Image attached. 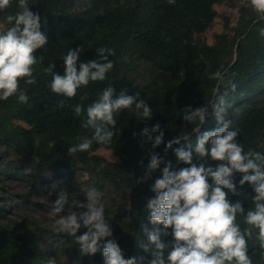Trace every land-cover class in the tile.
Masks as SVG:
<instances>
[{
  "label": "trees",
  "instance_id": "1",
  "mask_svg": "<svg viewBox=\"0 0 264 264\" xmlns=\"http://www.w3.org/2000/svg\"><path fill=\"white\" fill-rule=\"evenodd\" d=\"M235 1L231 6L237 3V24L231 27L226 18L222 32L207 44L197 38L210 28L216 16L214 7L223 0H175L171 5L168 0H29V9L39 14L40 30L48 43L35 53L36 84L21 80L16 95L0 100V147L16 155L15 163L0 168V172L22 176L29 185L28 192L2 200L0 264H103L102 246L94 255L82 254L75 237L57 232L52 224L42 226L25 214L18 220L6 216L15 207L29 203L44 185L65 192L68 199L75 196L79 202L86 199L89 187L102 191L111 238L125 258L143 256L144 264H148L150 253L139 249L141 240L147 242L144 227L167 232L161 236L164 242L171 241V229L151 224L146 209L147 200L155 195L151 186L161 170L152 173L146 182L137 181L145 175L152 151L163 156L165 162L171 161L172 170L187 165L172 149L165 155L164 143L156 149L143 143L141 131L159 123L165 143L183 133L194 145L199 135L194 128L199 127L202 133L216 127L210 106L219 83L211 76L217 71L225 79L219 92L225 95V119L238 132L237 142L245 151L264 154V36L260 35L264 17L250 6H243L246 0ZM20 10L19 0H11V7L0 11V24L5 29L10 27L7 15ZM78 47L81 53L77 68L79 63L98 60L96 49L107 47L115 52L108 57L113 69L104 81L90 82L71 99L52 93L51 73L45 69L54 63V71L62 75L63 56ZM108 86H113L117 94L122 90L130 95L139 93L152 109L151 119L140 120L134 111L122 110L110 145L94 142L86 152L68 153V148L83 137L91 138L93 130L82 127L86 109ZM20 91L28 95L27 103L19 102ZM77 104L85 109L81 116L74 114ZM189 105L209 106L205 124L183 121L182 110ZM101 150L108 151L112 159L99 155ZM197 159L193 154V162ZM209 163L215 167L217 162ZM240 178L241 174L236 173L237 194L230 193L229 199L240 201L247 211L254 208L255 193L248 183L240 186ZM237 222L242 228L246 226L242 216ZM84 231L81 228L76 235ZM248 254L253 264H264V249L255 239L249 241Z\"/></svg>",
  "mask_w": 264,
  "mask_h": 264
},
{
  "label": "clouds",
  "instance_id": "2",
  "mask_svg": "<svg viewBox=\"0 0 264 264\" xmlns=\"http://www.w3.org/2000/svg\"><path fill=\"white\" fill-rule=\"evenodd\" d=\"M168 3L174 4L175 0ZM243 6H250L264 17V0H246ZM9 7L11 0H0V11ZM19 8L15 15L6 17L10 27L5 29L0 24V100L5 101L17 94L21 80L28 85L36 84L35 53L48 43L47 36L40 30L39 14L29 9V0H19ZM260 35L264 36V29ZM96 52L98 60L79 63L77 68L80 49H69L63 56L62 75L54 71V63L49 64L45 71L51 73L52 93L71 99L90 82L104 81L114 67L108 57L115 52L107 47H100ZM211 79L219 82L214 88L215 102L210 106L216 127L202 133L199 127L194 128L199 133L194 145L183 133L165 143L159 123L141 131L143 143H150L152 149L164 143L165 155L172 149L177 159L187 165L172 170L171 161L165 162L163 156L152 151L145 175L137 181L146 182L152 173L161 170L160 177L151 186L155 195L147 200L146 209L151 224L171 229V241L164 242L161 236L167 232L144 227L147 242L141 240L139 249L150 253L152 258L148 264H253L248 254L249 241L255 239L264 249V154L251 149L245 151L237 142L238 132L232 130L231 121L225 119L228 107L225 95L219 92V85L225 83L224 76L217 71ZM18 100L27 103L29 97L20 91ZM122 110L134 111L140 120L152 117V109L139 93L130 95L122 90L117 94L113 86H108L86 109L82 127L93 130L91 138L83 137L68 148V153L86 152L94 142L110 145L116 134L117 115ZM73 111L81 116L85 109L77 104ZM182 111L186 124L201 126L207 122L209 106L193 108L189 105ZM182 140L186 142L183 145ZM173 145L178 147L173 148ZM193 154L198 158L196 162H193ZM209 161L217 162L215 167ZM161 164H164L162 169ZM236 173L241 174L240 186L248 183L253 187V209L246 211L240 201L229 199L230 193L237 194ZM103 196L96 187H89L85 192L86 202L69 201L67 194L61 191L48 214L53 220L52 227L75 237L74 243L82 254L94 255L102 246L103 264H144L143 256L125 258L119 244L111 238L113 233L105 216ZM67 208L71 211L62 215ZM80 209L83 211H78ZM238 216L243 217L245 227L237 222ZM81 228L86 231L77 236Z\"/></svg>",
  "mask_w": 264,
  "mask_h": 264
},
{
  "label": "rangeland",
  "instance_id": "3",
  "mask_svg": "<svg viewBox=\"0 0 264 264\" xmlns=\"http://www.w3.org/2000/svg\"><path fill=\"white\" fill-rule=\"evenodd\" d=\"M231 2H236L235 0H223L222 3L215 5L214 10L216 16L210 28L201 35L198 39L200 42H206L207 44H212L214 42V36L222 32L224 21L227 18L229 20L230 26L233 27L237 24L238 14L236 11L237 3L234 7L231 6ZM99 155L112 159V156L108 151L101 150L98 152ZM15 153L9 149L8 152L0 147V168L4 166H11L15 163ZM54 186L44 185L39 193L33 194L30 202L26 205H19L15 207L12 213H8L6 216L11 219H17L18 216L29 215L33 220L37 221L42 226H48L53 224V220L49 217V212L52 208V203L58 198V192L53 189ZM29 191L28 182L24 177L19 175H8L6 173L0 172V206H4L3 198L13 195V194H24ZM69 201L76 200L77 197L68 199ZM81 202H86L83 198ZM67 207V206H66ZM24 208H26L24 210ZM71 211V208H67L65 212ZM80 211V210H78Z\"/></svg>",
  "mask_w": 264,
  "mask_h": 264
}]
</instances>
